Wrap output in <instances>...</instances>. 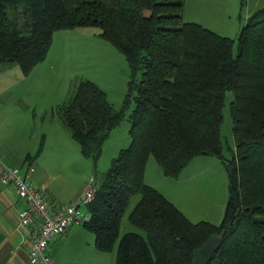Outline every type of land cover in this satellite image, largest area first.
Returning <instances> with one entry per match:
<instances>
[{"label": "trees", "instance_id": "obj_1", "mask_svg": "<svg viewBox=\"0 0 264 264\" xmlns=\"http://www.w3.org/2000/svg\"><path fill=\"white\" fill-rule=\"evenodd\" d=\"M185 1L0 0V64H16L27 75L45 59L55 31L85 26L100 28L126 56L131 78L120 109L86 78L57 107L86 157H98L126 116L132 123L131 143L112 159L84 223L98 250L116 251L115 264H192L193 251L214 233L222 243L209 264H264V7L234 38L185 21ZM228 91L235 146L224 159ZM208 154L220 156L228 173L219 224L192 222L145 181L151 156L166 176L177 178L193 158ZM136 194L128 219L143 233H121Z\"/></svg>", "mask_w": 264, "mask_h": 264}, {"label": "crops", "instance_id": "obj_2", "mask_svg": "<svg viewBox=\"0 0 264 264\" xmlns=\"http://www.w3.org/2000/svg\"><path fill=\"white\" fill-rule=\"evenodd\" d=\"M261 7H264V0H246L245 5L241 0H186L183 18L236 38L246 19ZM48 54L27 75L19 67L14 68L15 83L5 77L0 81V159L22 170L33 162L32 182L39 187L45 186L44 196L53 206H65L81 199L83 193L60 198L57 191L52 190L58 178L69 172L74 140L57 112V107L67 99L69 89L63 99H50L56 88L55 78L61 77L63 72L54 71L52 64L37 71ZM11 67L16 66L0 64V75L11 71ZM37 72H40L41 81L35 79ZM23 205L24 201L12 185L0 183V264H30L27 246L34 224L19 225L17 212ZM84 211H88L87 205ZM92 233L84 224L69 226L63 235L49 243L50 264H103L105 252L96 248Z\"/></svg>", "mask_w": 264, "mask_h": 264}, {"label": "rangeland", "instance_id": "obj_3", "mask_svg": "<svg viewBox=\"0 0 264 264\" xmlns=\"http://www.w3.org/2000/svg\"><path fill=\"white\" fill-rule=\"evenodd\" d=\"M55 32L53 33L55 34L54 38L52 36L48 58L44 65L42 63L37 69L39 71L42 66L52 64L55 65L54 71L57 72L59 69L63 72L61 77L55 78L56 88L50 99H63L66 90L69 89L68 99L79 81L86 78L94 81L105 91L108 100L115 109H120L128 92L131 78L126 56L111 42L99 35L100 28L98 27L85 26L61 29ZM235 50H237V44ZM64 55L67 57L64 58ZM2 65L16 67H11V71L0 75L2 76L0 81L5 77L15 83L13 70L14 68L18 69V66L16 64ZM38 75L40 72L35 76V79L39 78L38 81H41L42 78ZM140 78L141 72L137 74V79ZM232 98L233 92L228 91L222 123L224 159L231 158V148L235 146L233 115L230 106ZM134 105V101H132L127 109L128 114L131 113ZM131 126L132 123L126 116L111 130L97 158L84 156L78 143L72 141L74 152L72 151L70 154L69 172L68 174L62 172L64 176L58 178V181L53 184L52 190L57 191L60 198H66L74 193H83L92 177L99 183L104 173L109 169L112 159L118 155L121 149L130 145ZM145 181L174 202L192 222L208 221L219 224L222 221L229 198V181L224 160L220 156L208 154L193 158L177 178L166 176L155 157L151 156L146 166ZM139 198V194L133 196L122 218L121 233L129 231L143 233L142 229L130 223L128 219L129 213ZM115 263L116 251L105 252L103 264Z\"/></svg>", "mask_w": 264, "mask_h": 264}, {"label": "built area", "instance_id": "obj_4", "mask_svg": "<svg viewBox=\"0 0 264 264\" xmlns=\"http://www.w3.org/2000/svg\"><path fill=\"white\" fill-rule=\"evenodd\" d=\"M35 170L33 162L26 169L9 165L0 159V183L12 185L17 195L24 201L17 212L19 225L34 224V231L27 246L30 264H50L47 253L49 243L63 235L69 226L84 224L91 218L89 211L83 206L88 205L96 195L98 183L95 178L85 186L81 199L65 206H53L44 196L45 186H37L30 179Z\"/></svg>", "mask_w": 264, "mask_h": 264}, {"label": "water", "instance_id": "obj_5", "mask_svg": "<svg viewBox=\"0 0 264 264\" xmlns=\"http://www.w3.org/2000/svg\"><path fill=\"white\" fill-rule=\"evenodd\" d=\"M222 243V236L212 234L200 247L193 251L192 264H209Z\"/></svg>", "mask_w": 264, "mask_h": 264}]
</instances>
